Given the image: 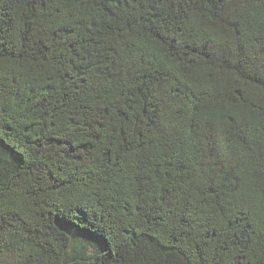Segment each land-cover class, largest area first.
I'll return each instance as SVG.
<instances>
[{
	"label": "trees",
	"instance_id": "obj_1",
	"mask_svg": "<svg viewBox=\"0 0 264 264\" xmlns=\"http://www.w3.org/2000/svg\"><path fill=\"white\" fill-rule=\"evenodd\" d=\"M0 264H264V0H0Z\"/></svg>",
	"mask_w": 264,
	"mask_h": 264
}]
</instances>
